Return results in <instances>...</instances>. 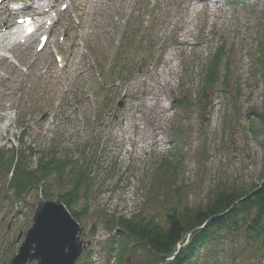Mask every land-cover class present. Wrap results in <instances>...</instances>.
Listing matches in <instances>:
<instances>
[{"label": "rangeland", "instance_id": "1", "mask_svg": "<svg viewBox=\"0 0 264 264\" xmlns=\"http://www.w3.org/2000/svg\"><path fill=\"white\" fill-rule=\"evenodd\" d=\"M68 1L42 52H35L37 39L33 56L0 51V264L17 254L38 198L69 191L79 170L80 201L69 210L86 204L81 240L92 251L80 261L153 264L124 238V250L108 262L101 239L112 222L153 218L164 225L171 210L200 208L213 193L260 184L264 130L254 113H264V0H209L219 8L210 12L187 0H138L130 15V0ZM33 2L24 13L37 12ZM212 55L216 79L201 91ZM160 71L170 84L161 91V108L147 86ZM180 100L185 108L176 110ZM50 159L67 166L61 179L38 167ZM20 168L39 178L19 198L9 180ZM222 247H206L197 264L207 256L229 264ZM254 251L244 249L236 264L240 257V264H264Z\"/></svg>", "mask_w": 264, "mask_h": 264}, {"label": "trees", "instance_id": "2", "mask_svg": "<svg viewBox=\"0 0 264 264\" xmlns=\"http://www.w3.org/2000/svg\"><path fill=\"white\" fill-rule=\"evenodd\" d=\"M215 59L214 65L210 66L207 72L211 75L209 80H206L210 85L217 71L218 60ZM207 86L209 85L204 84L203 88ZM254 115L258 117L264 130V113H254ZM38 167L43 173L55 172L58 179H61L62 171L65 172L67 169V166L64 167L63 163L56 159H50L44 164L40 162ZM78 172L79 178L74 182V186L60 196L67 208H73L79 201L78 189L82 173L81 170ZM38 178L39 175L21 168L16 171L11 186L19 192V195L24 194L29 187L37 186ZM262 181H264V169L260 183ZM249 193L251 195L245 198ZM49 196L47 194V197ZM83 197L85 198V194ZM86 213L87 207L84 205L79 212H73V216L79 219ZM207 220L209 221L202 230L193 231ZM110 227L112 231L115 228L117 231L107 241L109 255L124 250L121 246L124 238L133 243V250L140 248L152 257L153 264H161L175 254L182 237L191 232L187 243L167 264H195L203 256L202 252L206 247L217 243L223 245L224 255L231 262H234L237 256L243 255L244 249L248 251L250 248L255 250V256L259 261H264V184L261 187L259 184L255 185L245 191L222 190L213 193L210 201L200 208L186 209L182 212L171 210L164 217V225H160L153 218L137 223L121 217L116 222H112ZM95 234L94 230L92 236ZM230 243L233 244L232 248L229 247ZM90 256L89 251L86 260ZM78 264L83 263L80 261Z\"/></svg>", "mask_w": 264, "mask_h": 264}, {"label": "water", "instance_id": "3", "mask_svg": "<svg viewBox=\"0 0 264 264\" xmlns=\"http://www.w3.org/2000/svg\"><path fill=\"white\" fill-rule=\"evenodd\" d=\"M263 183L264 181L261 185ZM202 228H196L194 231ZM81 232L82 229L72 219L60 198L55 201H45L40 198L34 213L33 225L26 233L18 254L11 260V264L28 262L75 264L82 251L86 249V244L78 237ZM180 248L181 246L179 250Z\"/></svg>", "mask_w": 264, "mask_h": 264}, {"label": "bare ground", "instance_id": "4", "mask_svg": "<svg viewBox=\"0 0 264 264\" xmlns=\"http://www.w3.org/2000/svg\"><path fill=\"white\" fill-rule=\"evenodd\" d=\"M29 1H34V0H29ZM43 2V0L41 1ZM203 5H207L206 7L210 6L207 3H204ZM27 6V4H26ZM47 7H53L51 4H49ZM212 8H218L217 6H211ZM211 7L208 8V11H211ZM27 7H23V9H26ZM44 8V7H43ZM219 9V8H218ZM17 11H15L14 9H10L8 10L4 5H0V30H5V33L1 35L0 37V51L2 52H9L12 53L13 55H18L17 53L19 52V50H25L29 55L32 54L31 50H32V45L34 43V38L35 35L38 32H41V35H46L50 30L49 28H47L45 25H40L36 31V33L34 35H32L29 38H26L24 43L21 44V42H16L14 41L12 44L7 43V40H9L13 35L12 31H10V28L12 26V17L19 12V9H16ZM45 10V9H44ZM193 13H196L198 10L192 9ZM46 14H44V12L42 14H40V16H45ZM52 23H54V19ZM33 56V54H32ZM1 54H0V64H4V61H2L3 59L1 58ZM8 65V64H7ZM10 71L11 72H16L17 68L10 65ZM176 68H177V64L176 65H172L171 67H169V74L175 75L176 74ZM171 72V73H170ZM17 74V73H16ZM151 82L148 84V87L151 89V93L150 95H152V99L154 101H156L158 103H160V97H161V91L165 88L168 87L170 84L168 83L165 74H163V72H158L155 76L151 77ZM9 88L13 89V84L9 83ZM4 90L3 88H0V97H4ZM8 97H11V95H8ZM161 108V106H160ZM163 113V112H162ZM4 129V128H3ZM137 134L140 136L141 140H144L147 138V130L145 128V126L140 125L138 127V131ZM148 140V139H147ZM146 140V141H147Z\"/></svg>", "mask_w": 264, "mask_h": 264}]
</instances>
